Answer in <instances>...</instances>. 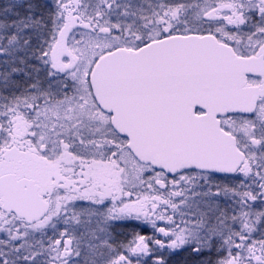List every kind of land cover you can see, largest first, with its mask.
<instances>
[{"label":"snow or ice","instance_id":"6c2138e0","mask_svg":"<svg viewBox=\"0 0 264 264\" xmlns=\"http://www.w3.org/2000/svg\"><path fill=\"white\" fill-rule=\"evenodd\" d=\"M0 264H264V0H0Z\"/></svg>","mask_w":264,"mask_h":264}]
</instances>
